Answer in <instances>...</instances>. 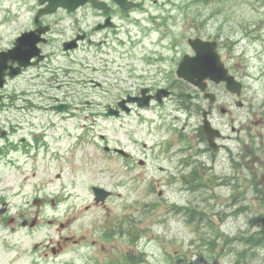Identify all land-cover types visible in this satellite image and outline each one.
Returning a JSON list of instances; mask_svg holds the SVG:
<instances>
[{
    "label": "rangeland",
    "instance_id": "rangeland-1",
    "mask_svg": "<svg viewBox=\"0 0 264 264\" xmlns=\"http://www.w3.org/2000/svg\"><path fill=\"white\" fill-rule=\"evenodd\" d=\"M211 6L221 10L204 15L208 20L201 33L228 39V66L242 82L238 96L241 107L233 97L229 104L233 120L215 118L218 124L227 122L223 131L231 138L224 142L232 153L214 159L190 155V160L182 164L188 153L182 151L186 145L183 139L193 146L201 144L193 135L194 127L184 123L188 113L174 109L171 101L144 110L140 116L124 115L122 122H80L88 110L69 115L43 106L52 103L53 97L70 103L84 98L98 101L99 96L80 84L71 85L77 94L71 92L70 97H65L63 87H47L38 99L40 108L20 119L22 128L17 133L40 134L38 138L49 145L47 153L40 152L33 162L25 159L26 163L18 167L6 164L0 156V200L7 203L8 210H20L32 217V198L43 197L46 202L40 208V222L32 230L13 232L0 221V264H106L125 254L138 264H235L241 251L243 258L237 264H264V242L250 247L239 240L264 230V193L257 195L252 185L255 179L264 192V168L254 147L264 141V0H213ZM186 18L188 21L174 24L173 32L193 31L191 14ZM140 65L136 60L137 72ZM124 74L119 69L112 80L127 86L133 79L128 75L122 79ZM72 76L78 78L79 74ZM18 83L22 81L10 84ZM38 89L43 90L41 85ZM110 92L115 96L118 93L112 85ZM4 115L5 111H0V127ZM7 116L9 121L17 119V115ZM191 120L197 123L198 117ZM240 122L246 123V131ZM236 128L242 129L236 132ZM103 143L125 149L132 160L107 154ZM230 156L237 160V167ZM139 158L143 165L138 164ZM18 159L22 160L21 156ZM197 159L202 163V182L207 184L202 187L191 186L185 177L195 166L191 160ZM92 185L114 194L103 206L95 207ZM50 198H55L54 206ZM104 230H114L115 235L104 238ZM60 235L79 241L68 242L61 252L47 258L32 249L34 243L56 240ZM224 235L238 239L227 242ZM129 236L131 241L127 240Z\"/></svg>",
    "mask_w": 264,
    "mask_h": 264
},
{
    "label": "flooded vegetation",
    "instance_id": "flooded-vegetation-1",
    "mask_svg": "<svg viewBox=\"0 0 264 264\" xmlns=\"http://www.w3.org/2000/svg\"><path fill=\"white\" fill-rule=\"evenodd\" d=\"M93 2H103L106 7H96ZM125 2L127 7H121L115 0H86L73 10H68L67 7L54 6L52 12L43 13L42 10L45 7L40 5L39 0H0V72L7 79L10 71L18 69V77L30 84V81L39 74V69L47 68L49 74H53V80H58L55 86L60 87L62 84H67V81L60 82L59 76L62 79L67 77L68 82L72 80L70 64L74 61L79 65L80 74L89 67L97 69L101 78H106L115 68L119 67L117 66L118 63H122L123 69H126L125 64L127 63L131 69V78L133 80L137 78L138 81L130 80V86H123V83H108L104 80L95 84L93 80L94 84H91L90 87L97 89L104 95L113 93L110 92L111 85L117 91L123 92L126 89L125 94L135 100L130 104L137 115H140L141 112L138 104L143 102L140 97L152 96L150 107H159L162 104V102L158 103L155 100H157V90L163 86L173 93L175 106L177 108L182 107L179 100L184 97V94L182 91H175V88L178 87L175 84L178 82L173 80L170 87H167L166 83L165 85L162 84V80L167 79L169 75L176 79L174 74L171 75L167 69L162 67L167 62L165 53L168 47L167 43H164L168 31L166 27L168 20L166 5L174 2L169 0H126ZM47 9L46 7L45 10ZM75 38H80L77 42V49L64 50V44ZM179 41L175 38L170 44L171 49H175L171 57L174 63L184 53H187L183 51L182 46H180L182 43ZM213 41H215L216 55L226 65V62L231 58L230 48H227L225 43H223L224 47L221 48V44L217 40ZM17 45H19L20 51L16 50V52L10 53V49ZM78 48H80L79 55L66 54V52H75ZM40 54L43 57L36 65H20L24 62H35ZM187 54L192 55L193 52L190 50ZM53 57L59 59L58 65L60 66L57 68L51 65ZM136 60L147 63V66L142 63V68L140 66L138 70V76L135 75L138 69L135 68ZM113 64L115 65L113 66ZM66 67L68 68L66 69ZM83 85L87 87L85 82ZM219 85L221 84L206 80V87L203 91H199L196 87L190 89L191 91L185 98L188 100L187 109L190 119L194 113L196 114V111L200 115L206 107L210 110L211 118L214 113L219 114L221 112V116L231 114L229 106L226 105L231 102V94L219 91ZM143 88H146L147 91L145 95L141 96ZM19 91L20 89L17 90L18 95H22ZM209 92L214 95L212 99L204 97ZM121 98L118 96L112 105L116 107L115 104L117 105ZM23 100H26V97H23ZM221 101L224 104H221ZM197 108H199L200 113ZM222 108L224 112L221 111ZM100 116H103V112ZM98 120L101 119L93 118L89 122ZM211 122L217 127L212 119ZM187 123L191 124V122ZM12 133L13 130L10 128L6 129L5 144L8 141H15L12 138ZM221 137L229 138L230 136L222 135ZM217 144V151L207 146L204 149L211 154H216L222 149L229 151V147L224 142ZM8 146L6 145V148H9ZM259 147L262 155L261 163L264 167V143L260 144ZM63 241L62 243L57 241L55 247L49 249L56 251L64 248L66 242Z\"/></svg>",
    "mask_w": 264,
    "mask_h": 264
},
{
    "label": "water",
    "instance_id": "water-1",
    "mask_svg": "<svg viewBox=\"0 0 264 264\" xmlns=\"http://www.w3.org/2000/svg\"><path fill=\"white\" fill-rule=\"evenodd\" d=\"M196 70V71H204V75H202L199 79H202L203 77H205L206 75H210L212 76L213 74V71L212 69H210V67L208 66V63H207V60L204 59V60H199V61H194V62H187V63H180V69H182L183 71H188L190 70L191 68H193ZM186 78L189 79V77L185 74L184 75ZM216 81H219V80H225L226 81V87L227 89H229L230 91L232 92H239L240 90V83L239 82H236L233 77L231 76H227V75H220L219 77L217 78H214ZM94 191L97 195V198H98V195L102 194V197L105 196V193L102 192L101 189L99 188H94Z\"/></svg>",
    "mask_w": 264,
    "mask_h": 264
},
{
    "label": "trees",
    "instance_id": "trees-1",
    "mask_svg": "<svg viewBox=\"0 0 264 264\" xmlns=\"http://www.w3.org/2000/svg\"><path fill=\"white\" fill-rule=\"evenodd\" d=\"M249 242L252 244V243H254L255 241H254V240H251V241H249Z\"/></svg>",
    "mask_w": 264,
    "mask_h": 264
}]
</instances>
